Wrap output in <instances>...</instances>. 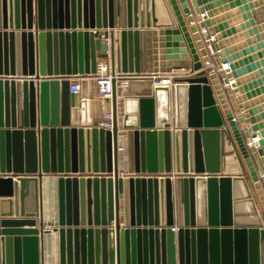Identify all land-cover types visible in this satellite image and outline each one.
Instances as JSON below:
<instances>
[{
    "label": "water",
    "instance_id": "95a60500",
    "mask_svg": "<svg viewBox=\"0 0 264 264\" xmlns=\"http://www.w3.org/2000/svg\"><path fill=\"white\" fill-rule=\"evenodd\" d=\"M102 58L140 74L100 99L111 128L70 90ZM263 58L264 0H0V74L32 76L0 79V172L57 194L25 217L0 177V264H53V234L57 264H264Z\"/></svg>",
    "mask_w": 264,
    "mask_h": 264
},
{
    "label": "crops",
    "instance_id": "0c3cea01",
    "mask_svg": "<svg viewBox=\"0 0 264 264\" xmlns=\"http://www.w3.org/2000/svg\"><path fill=\"white\" fill-rule=\"evenodd\" d=\"M229 4L230 2L227 1L226 4L224 3L223 5L225 6ZM232 10H235V8L228 7L227 9L221 11L220 13H227ZM252 11H254V9H252ZM235 17H238V15L236 14L231 15L227 17L224 21L233 20ZM202 30L203 33L205 29ZM213 38L214 40H216L215 35H213ZM187 69H184L183 67L179 69H174V71L176 70L178 73L177 72H158L157 74L155 72H150V73H152V75L155 74L162 75L163 77H168L171 75L186 76L187 74L186 72L188 71ZM232 80H233L232 78H229V81ZM88 81H89L88 83L84 84L81 87L79 93L82 97V100H86L88 102L90 116H91L90 118L92 120L98 121L100 125H102L104 122L103 116L106 113L105 111L110 109V101H101L97 95V90H96V86L94 85V82L92 83L91 80ZM75 83H77V80L76 82L75 81L73 82V84ZM161 83H166L165 79H163V82ZM154 85H157V83H154ZM71 92L73 91L71 90ZM92 93L94 94L93 98H89V95ZM235 95L236 97L239 96L241 98V93H235ZM121 96L124 98L130 97L129 89L127 88L126 90L123 91L121 90ZM229 103L230 105H232L231 100ZM123 145L124 147L122 150L124 151V156L126 161L124 162L121 168L120 174L126 176L127 174H132L134 172L133 161H132L133 152H134L133 135H130L128 139L124 141ZM21 178H22L21 183L19 185H20V211L22 215H24L25 217H36L39 216L41 213H43L46 219H51L55 217L57 211V194L55 187L52 186L53 182L50 181V178L48 176H45L43 182H40L37 175H32V174H21ZM261 182L263 183V181ZM10 209L14 210L13 204L11 205ZM54 235L55 234H53V236L50 238L49 236H46V257L48 262L50 261V263L57 264L56 257L58 252V244H57L56 235L55 236Z\"/></svg>",
    "mask_w": 264,
    "mask_h": 264
},
{
    "label": "built area",
    "instance_id": "2783aa9c",
    "mask_svg": "<svg viewBox=\"0 0 264 264\" xmlns=\"http://www.w3.org/2000/svg\"><path fill=\"white\" fill-rule=\"evenodd\" d=\"M210 65H212V62L209 63ZM223 67L225 70L229 69V63L226 62L225 64H223ZM183 71V70H182ZM180 72V71H179ZM140 74H137L136 72H116V73H112L111 71V65H110V61L108 59H99L97 62V69L95 73L92 74H88L87 76H77L73 79L77 80V83L71 85V90L73 92H79L81 90V80L82 79H87V80H91L94 82V85L96 86V90H97V95L99 97V99H104L107 97H111L114 91V87H115V83L114 81H116V86L120 89V90H126L129 87V80L131 78L134 77H139ZM172 76V75H171ZM163 77L162 79H160V81L158 83L163 82V79H165L166 83H169L170 77ZM46 77H52V76H46ZM0 79H14V80H30L32 79L31 75H17V74H0ZM233 83V80L230 81L228 84H225V86H229V84L231 85ZM104 122H103V126L106 128H111L112 127V113L108 112L104 114ZM132 174H135L134 172ZM98 175H103L101 173H98ZM163 175V174H162ZM178 175L184 176V175H194L196 176L197 174L193 173V174H189V173H173L172 177H176ZM201 175V174H200ZM205 175V177H208L209 174L205 173L203 174ZM13 176L14 179H17L19 181V183H21V175H15L12 173H8V172H0V177H10ZM159 177L161 175H158ZM261 181H263L264 183V172L259 174Z\"/></svg>",
    "mask_w": 264,
    "mask_h": 264
},
{
    "label": "bare ground",
    "instance_id": "6f19581e",
    "mask_svg": "<svg viewBox=\"0 0 264 264\" xmlns=\"http://www.w3.org/2000/svg\"><path fill=\"white\" fill-rule=\"evenodd\" d=\"M178 73V72H177ZM173 74H175V73H173Z\"/></svg>",
    "mask_w": 264,
    "mask_h": 264
}]
</instances>
